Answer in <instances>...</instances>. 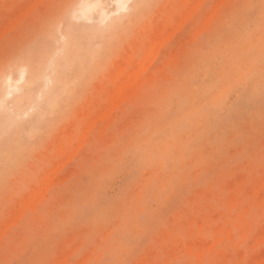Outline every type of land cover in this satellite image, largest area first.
I'll return each instance as SVG.
<instances>
[{
	"label": "rangeland",
	"instance_id": "1",
	"mask_svg": "<svg viewBox=\"0 0 264 264\" xmlns=\"http://www.w3.org/2000/svg\"><path fill=\"white\" fill-rule=\"evenodd\" d=\"M34 1L0 0V71L54 26L62 45L74 0ZM196 2L128 8L48 122L0 143V264H264V0Z\"/></svg>",
	"mask_w": 264,
	"mask_h": 264
},
{
	"label": "bare ground",
	"instance_id": "2",
	"mask_svg": "<svg viewBox=\"0 0 264 264\" xmlns=\"http://www.w3.org/2000/svg\"><path fill=\"white\" fill-rule=\"evenodd\" d=\"M37 1H42V0H37ZM37 1L35 0L34 2L36 3ZM130 1L131 0H112L111 3L113 4V6L111 5L112 6L111 8H109V6L106 5V3L108 4V2L105 3L103 0H95V1L94 0H74V1H72L71 4L69 5L68 9H67V12H66V17H68L67 24H66L67 27H66L65 32L62 34V38L60 39L61 41H63L62 45L60 47L56 46L57 41L54 37V33L56 31H58V27L54 26L52 29H50V33L41 40L42 42L37 47V50H36L38 52V62L37 63L31 62V60H32L31 56H33V54L31 53V55H26V56L23 55L20 59L11 62L6 68H3L0 71V143L3 147H5L6 152H8L10 150V148L13 147L12 145L16 144L18 141H22L24 139L25 133L30 132V131L32 132L36 127L44 125L48 122V120L52 117V115L54 113V108L57 104L58 97L60 95L59 93L65 91L67 88V85L70 82H72L73 80L78 79L77 77H79V75L82 74V62H85L91 56V54L93 52H95L96 46L98 44H101L103 41L106 40L107 34L110 37V34H111L110 32L120 25V23L122 22L124 17L129 16L128 13L124 14V13H126L125 11L130 7L131 8H138L142 2V0H136L134 2V4H132V6H131ZM196 1L199 2V0H196ZM35 3H34V5H35ZM30 4H33V2ZM36 4H38V3H36ZM194 5H195V2H194ZM217 5H218L217 7H219L220 3ZM193 6H190V7H192V10H194L193 8L195 7V6L194 7ZM25 8H27V7H25ZM30 9L32 10V7L29 8V11H30ZM21 13H23V12H21ZM21 13H20V16H21ZM94 14H96L97 18H98V24H95V25L90 24L93 21L92 19H94L93 18ZM188 14H187V16L184 14L185 17L183 16L185 20L187 19L186 17H190V16H188ZM212 15H214V14H212ZM16 16L18 17V15H16ZM184 19H182L180 26L177 25L178 27H180L179 29H181L182 24L184 25V23H183V22H185V21H183ZM15 20H16V18H15ZM3 26H5V25H3ZM6 27L8 28V24ZM13 27H12V29H13ZM159 27H160V25H159ZM174 27H173V30L174 29H175V31H176V29L178 30V27H175V28ZM6 29L4 31H6ZM146 31H147V29H146ZM173 32L170 34L171 37H167L168 40L170 38H172V34L175 33V32L174 33ZM198 34H197V36H198ZM165 35H168V34H165ZM3 36H4V34H3ZM157 40L160 41V39H157ZM157 40H155L156 41L155 45L157 43H159V42H157ZM160 42H162V39ZM158 48L160 49V47H158ZM150 49H152V48H150ZM61 51H63L64 55H62L60 57L58 53H61ZM149 52L151 53V55H150V53H149V55L152 57L154 55L156 56V54H157V52L155 53V51H153L155 54L151 51H149ZM152 53L154 55H152ZM144 56H146V55H144ZM147 57L148 56H146V61H148L152 58V57H150V59H148L149 57L148 58ZM149 62L150 61H148L147 64ZM144 63H145V60L141 62V64L143 66L140 65V67L141 66L145 67ZM123 66H124V64H123ZM147 67H149V64L145 68H147ZM68 69H70V70H68ZM137 71H139V70L135 69L134 72L133 71L128 72V75L126 76V80H123L124 83L122 85L120 84L121 82L119 83L120 87L119 86H118L119 88L116 87L117 88L116 92L118 91L117 92L118 96H121V97L127 96L128 89L132 85L135 84V80L133 78L131 79V73H132V76L134 77L136 75L135 72L138 73ZM142 71H143V68H142ZM121 73H122V70H121ZM129 75H130V77H129ZM40 82L42 83L41 86H39ZM112 90L114 91V89H112ZM109 104H113V105L118 107L119 103L117 102V104H114V101L111 100V103H109ZM110 108H108V110L109 109L112 110L111 105H110ZM104 109H106V108H104ZM110 110L108 111V114H109V112L112 113V111H110ZM105 111H103V112H105ZM105 114H103V116H105ZM108 114H106V116H108ZM79 116H80V114H79ZM97 117H101V116L99 115ZM99 119L100 118H98V120ZM158 122L159 121H157V123ZM91 126H92V124H91ZM88 127L92 128L89 125H88ZM85 131L86 130L83 131L84 134H85ZM81 140H82V138H81ZM85 140L86 139H84V141ZM82 143L84 144L83 141H82ZM78 145L80 147H82L81 146L82 144L78 143ZM77 148H79V147H76V149H74V150H78ZM72 155H75V154L73 153ZM72 155H69V156H72ZM66 158L67 159L69 158L70 160L72 159V157H68V156ZM67 159H66V163L69 162V159L68 160ZM61 162H59V164H61L60 168H62V165L64 166L66 164V163L63 164L64 163L63 161H61ZM55 168H56V164H55ZM55 171H53V173L51 172L52 174L47 173L48 177H47V175H46V177L49 178V177H51L50 175H52V177H54L53 175H55V173H54ZM260 181H262V183L261 184L258 183L259 184V185H257L258 187L256 186V188L253 189V193H252L253 195L252 196H254V197H259L260 192L262 190L261 187L264 184L263 178ZM50 182H51V178H50ZM50 182H49V185H50ZM46 184H48V183H46ZM45 185H43V186H45ZM51 185H53V184L51 183ZM33 186H35V185H33ZM43 186L41 185V187H43ZM231 186L232 185H230V187ZM45 188H47V187H45ZM36 189H38V188H36ZM42 190H43V188H40V190H37L38 192L35 194L40 196L39 191L42 194ZM37 195L31 194V195H29V197L33 196L32 198L31 197L30 198L31 199L34 198V200H35L34 196H37ZM44 195H45V193H44ZM30 198H29V200H31ZM40 198H41V196H40ZM40 198L36 199V201L38 200L37 201L38 203H39ZM25 199H26L25 201L27 202L28 201L27 197ZM234 200H235V198H234ZM259 200H261L260 197H259ZM239 201L240 200L237 199L234 202L233 207L236 206L239 203ZM26 202L24 203V205L26 204ZM29 202L30 201H28V204H29ZM231 204H233V203L231 202ZM28 206L29 205L26 204L21 209L24 210V208H27ZM36 206H37V203H36ZM36 206L34 205V207H36ZM29 207H31V206H29ZM32 209H35V208H32ZM22 210L19 211V213L20 212L22 213L23 212ZM25 210H24V212H25ZM17 213H16V216H17ZM245 213H246V210L243 212L242 216H245ZM13 218H15V217L13 216L12 219ZM18 218H19V215L15 219H18ZM12 219H10V221H13ZM15 222H17V220ZM10 223H12V222L6 223V225L9 224L7 226L8 228H9V226L12 225V224L10 225ZM199 223H201V222L199 221ZM6 225H5V227H6ZM3 230L7 231L8 229H6V230L3 229ZM1 234H3V233L1 232L0 236H2ZM260 234H261V232L259 233V235ZM261 241H263V240H261ZM209 245H210V243H209ZM192 246H193V244H192ZM65 260H66V258H65ZM67 260H68V258H67ZM64 261L61 260V262H64ZM260 261H262V260H260ZM258 264H260V263H258Z\"/></svg>",
	"mask_w": 264,
	"mask_h": 264
}]
</instances>
